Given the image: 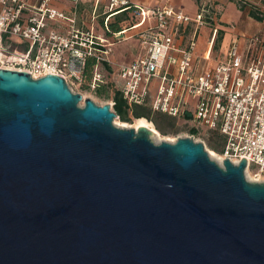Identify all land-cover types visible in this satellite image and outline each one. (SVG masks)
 <instances>
[{
  "label": "water",
  "instance_id": "95a60500",
  "mask_svg": "<svg viewBox=\"0 0 264 264\" xmlns=\"http://www.w3.org/2000/svg\"><path fill=\"white\" fill-rule=\"evenodd\" d=\"M70 87L0 67V264H264L245 159L155 143Z\"/></svg>",
  "mask_w": 264,
  "mask_h": 264
},
{
  "label": "built area",
  "instance_id": "2783aa9c",
  "mask_svg": "<svg viewBox=\"0 0 264 264\" xmlns=\"http://www.w3.org/2000/svg\"><path fill=\"white\" fill-rule=\"evenodd\" d=\"M66 1L77 5L81 0ZM125 11L127 21L137 22L107 37L112 18ZM214 12L207 1L192 15L170 5L109 0L99 31L95 24L80 26L53 0L33 6L24 0H0V67L26 71L35 79L59 75L96 95L107 89L112 107L119 90L131 115L135 105H148L178 123L184 121L188 134L183 137L219 140L223 161L239 165L245 159V171L264 182V31L245 35L243 46L235 37L223 57L213 60L210 51L201 64L195 52L202 28L213 26V45L218 41ZM64 22L66 32L53 26ZM130 29H139L142 52L130 63L117 64L111 58L113 44ZM89 61L93 70L86 75Z\"/></svg>",
  "mask_w": 264,
  "mask_h": 264
},
{
  "label": "crops",
  "instance_id": "0c3cea01",
  "mask_svg": "<svg viewBox=\"0 0 264 264\" xmlns=\"http://www.w3.org/2000/svg\"><path fill=\"white\" fill-rule=\"evenodd\" d=\"M29 5L33 6L40 2V0H24ZM134 4H138L144 7H153L156 5H170L175 9L185 11L186 13L196 15L200 11V4L203 1L210 2L214 8V16L219 22V36L218 41L213 45V26H205L202 28L200 37L198 39V47L195 52V59L199 60L200 63H205V55H209L211 51L212 59L217 60L223 57L235 37H240L241 46L244 45V36H250L252 34L264 31V21H256V24H252L250 29L244 31L239 25L242 20V10L239 8L235 1L231 0H130ZM53 4L65 11L70 16H75L80 26L92 27L95 24L101 31L100 25L102 20L105 18L109 10V0H81L77 5L66 0H53ZM96 16V19L94 18ZM95 19V21L93 20ZM115 18V17H114ZM112 18V20H114ZM56 29L62 32H66L68 25L67 23H56L53 25ZM139 29L127 30L126 36L123 39H136L138 45L135 47V51L132 57L126 63L134 61L140 54L141 48L138 37L136 36ZM131 32V35L128 33ZM133 32V33H132ZM121 39V40H123ZM117 63V62H115ZM120 63V62H119ZM117 63V64H119ZM123 64V63H120Z\"/></svg>",
  "mask_w": 264,
  "mask_h": 264
},
{
  "label": "rangeland",
  "instance_id": "374dc122",
  "mask_svg": "<svg viewBox=\"0 0 264 264\" xmlns=\"http://www.w3.org/2000/svg\"><path fill=\"white\" fill-rule=\"evenodd\" d=\"M196 1H200V0H196ZM231 1H235L239 8L242 10V20L241 23L239 25H235V27H240L242 28V30L244 29H250L252 24H256V19H254L251 16V11H256V13L261 15H264V0H231ZM137 20L134 19L133 21H127L125 23L122 24V27H129L131 25H133L134 23H136ZM133 33V32H132ZM128 35H131V32L128 33ZM19 48L25 47L24 45L20 44V46L18 44H16ZM138 45L137 40L136 39H123L121 41H117L113 44L112 47V53H111V58H113V60L117 63H123L126 64V62L129 60L130 57H132L133 52L135 51V47ZM12 50H14L12 48ZM13 52V51H12ZM69 86H71L70 88H72L74 91L76 92H80L83 94L84 99L87 98H91L92 100H94L98 105H111V94L110 92L108 93L106 90H104V92H107L109 94V96H101L100 94L96 95L95 93H91L89 90L86 89V86L84 87H78L76 85H74L73 83H68ZM80 105H84V100L80 103ZM112 111H114V107H112ZM117 118L114 119V124L116 126L119 127H124V128H136V119H133L131 122H125L122 121L120 119V117L116 116ZM154 125V124H153ZM155 126V125H154ZM155 128V127H154ZM156 129V128H155ZM178 132L177 133H170L168 135H163L161 134L159 131H157V133L152 134L151 138L154 142L156 143H161L164 141L167 142H175L177 141L179 136H185L186 134H188V128H187V124L184 123V121H180L178 123L177 126ZM157 130V129H156ZM195 140L197 142H202L205 146V150L208 151V153L210 154V156L215 159L216 161L219 162V164H223V162H221L218 159V155L219 153H217L212 146L210 145L209 140L207 139L206 136H196ZM246 178L248 179V181H257V177L254 175L253 172L251 171H247L246 172Z\"/></svg>",
  "mask_w": 264,
  "mask_h": 264
},
{
  "label": "trees",
  "instance_id": "16d2710c",
  "mask_svg": "<svg viewBox=\"0 0 264 264\" xmlns=\"http://www.w3.org/2000/svg\"><path fill=\"white\" fill-rule=\"evenodd\" d=\"M251 16L258 20L264 21V15L256 13V11H251ZM128 19V12H120L112 22L109 24V28L106 29L105 34L107 37H113L114 34L119 33L124 28L122 24L125 23ZM93 70V61H89L87 67L85 69L86 75L91 74ZM106 89H102L98 94L101 96H109L107 92H104ZM107 91V90H106ZM114 112L122 121L131 122L133 119H147L149 122L155 125L157 131H159L163 135H168L170 133H177L178 129V120L173 118L167 114L161 112H154L151 107L135 105L132 109V115L130 113V108L126 100H124L122 93L118 90L114 95ZM210 145L217 153L223 152V145L219 142V140L213 138L209 139Z\"/></svg>",
  "mask_w": 264,
  "mask_h": 264
},
{
  "label": "bare ground",
  "instance_id": "6f19581e",
  "mask_svg": "<svg viewBox=\"0 0 264 264\" xmlns=\"http://www.w3.org/2000/svg\"><path fill=\"white\" fill-rule=\"evenodd\" d=\"M135 125H136V128L135 129H139L140 127H146L148 129H150V131H152V134L157 133V130L154 128L155 126L151 122H149L147 119H139V120H137V122H136ZM218 159L221 162L223 161L222 158H221V156H220V153L218 155Z\"/></svg>",
  "mask_w": 264,
  "mask_h": 264
}]
</instances>
